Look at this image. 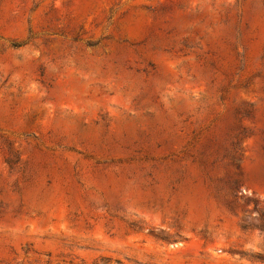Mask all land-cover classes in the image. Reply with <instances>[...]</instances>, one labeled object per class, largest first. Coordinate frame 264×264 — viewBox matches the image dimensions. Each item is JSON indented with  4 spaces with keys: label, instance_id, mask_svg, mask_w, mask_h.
<instances>
[{
    "label": "rangeland",
    "instance_id": "obj_1",
    "mask_svg": "<svg viewBox=\"0 0 264 264\" xmlns=\"http://www.w3.org/2000/svg\"><path fill=\"white\" fill-rule=\"evenodd\" d=\"M0 264H264V0H0Z\"/></svg>",
    "mask_w": 264,
    "mask_h": 264
}]
</instances>
